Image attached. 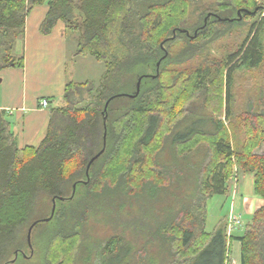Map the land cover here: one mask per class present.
Masks as SVG:
<instances>
[{"label":"trees","instance_id":"16d2710c","mask_svg":"<svg viewBox=\"0 0 264 264\" xmlns=\"http://www.w3.org/2000/svg\"><path fill=\"white\" fill-rule=\"evenodd\" d=\"M40 6L48 7L43 35L64 23L78 43L77 55L103 62L106 70L98 82L68 83L63 106L51 110L38 148L20 150L0 110V264L18 262L20 243L28 244L34 223L55 221L61 226L52 232L45 264H78L92 212L111 207L118 194L140 207L146 200L149 206L173 200L156 206L170 209L155 232L168 264H226L233 238L223 223L206 232L207 201L227 193L235 166L253 176L254 192L264 200V154L256 153L264 146V86L240 114L233 111L232 97L238 73L264 72V4L0 0V71L24 67L15 47L25 38L28 16ZM253 19L234 51L212 54L214 43ZM150 66L152 74H140ZM198 102L204 121H186ZM194 154L202 158L194 161ZM119 240L98 252L100 263L116 258ZM236 240L240 264H264V205Z\"/></svg>","mask_w":264,"mask_h":264},{"label":"rangeland","instance_id":"374dc122","mask_svg":"<svg viewBox=\"0 0 264 264\" xmlns=\"http://www.w3.org/2000/svg\"><path fill=\"white\" fill-rule=\"evenodd\" d=\"M256 1L260 6L264 4L263 0ZM36 14L37 13H35V15ZM262 16H264V13ZM257 19L247 20L248 23L246 25L234 27L232 35L213 44L212 54L215 57H221L234 51L244 40L245 36H247L251 23ZM68 37L71 39L74 37V34L68 32ZM18 47L19 49L21 48L19 57L22 58L25 63L26 54L24 50L26 47V36L18 43L17 48ZM80 63L82 67L83 65L84 67L76 71L77 74L73 78L71 73L73 69H78V64ZM68 68L71 76L70 81L84 83L87 80L98 82L101 75L106 70L103 62H98L91 56L77 55L76 46L73 43L69 45ZM153 71L152 66L141 68L140 74L149 75L152 74ZM147 80V83L151 82V79ZM263 86L264 72L260 71L254 75L238 73L236 75L235 86L232 90L234 113H242L244 108L249 105L250 101L256 100L260 89ZM124 99L127 100L128 98L125 97ZM202 113V106L200 102H198L189 108L191 119L188 118L186 121H191L194 118L204 121L205 117H203ZM205 113L208 114L207 112ZM209 114L211 115L212 113L209 112ZM256 153L264 154V146L257 150ZM201 155L202 154H194V161L200 160L202 158ZM234 170L238 171L237 173H234V175L237 174L238 176V184L234 186L233 179L236 178V176L233 175L229 180L227 193L223 196H214L207 201V221L205 226L207 233H213L218 227V224L222 223L221 221L228 216L233 197L236 198L235 200H238L239 209L236 214H239L240 211H242V197H246L249 195L248 193L253 192L254 187L250 175L242 174V171L238 169V166H235ZM237 188L240 194L237 193L234 195L233 193L237 192ZM126 201L127 202H125L124 198L118 194L114 198L113 203H108L111 207H104L103 209L99 208V210H94L92 212L90 222L86 225L82 233L83 241L78 251V264L100 263V261L97 260L98 252H100V250L102 251L106 243L113 238H115V240L120 238V246H118L119 252L116 258L109 259L106 257L109 261L102 258V261L104 262L100 264H168V257L166 258L167 251L165 250L166 247H163L159 243L160 239L155 232L159 221L166 219V211H170V209L161 212L160 208L156 206L167 204L172 205L173 200L163 198L156 200V202H153V205L150 206V201L146 200L142 201L145 203L144 205L141 204L142 207H140L137 201ZM123 204H125L124 207L122 206ZM71 208L74 209V207ZM40 217H42L41 220L46 219V213H43ZM246 221L248 220L245 217H242L241 222L243 225ZM60 226V221H55L52 224L45 222L37 225L32 231L31 241H28V244H26L25 239V241H21L20 246H22V253L16 264H45L47 246L49 245L51 235L53 234L52 232ZM246 227L236 232V234L243 235ZM232 231L230 233H232ZM227 236L230 239L228 230ZM231 243V250L227 255L226 264H240L241 244L237 241ZM143 248L146 249V252L144 253L142 252L143 250H141ZM138 250L139 253L136 256V251Z\"/></svg>","mask_w":264,"mask_h":264},{"label":"crops","instance_id":"0c3cea01","mask_svg":"<svg viewBox=\"0 0 264 264\" xmlns=\"http://www.w3.org/2000/svg\"><path fill=\"white\" fill-rule=\"evenodd\" d=\"M47 14L48 7H36L26 20L24 67H12L0 71V110L6 112L20 150L40 146L48 130L51 110L63 106V96L68 83H84L70 81L71 76L74 78L76 71L84 65L82 67L81 63L78 64V69H73L70 76L69 45L73 43L78 52V43L74 37L71 39L68 37L66 25L59 22L49 35L41 33L40 28ZM17 45L14 54L20 58L21 48H17ZM45 99L48 100L49 105L47 108H42L40 102ZM250 177L254 187V178L251 175ZM237 193H239L238 188L233 194ZM248 194L242 197V211L239 214H236L239 209L238 200L233 197L230 212L221 221L228 228L234 227L232 233L229 232L233 241L239 242L236 238L244 234L237 235L236 232L248 226L255 212L264 205V200L255 194L254 189ZM242 217L248 220L244 224L246 226L241 222ZM234 219L236 223L232 224Z\"/></svg>","mask_w":264,"mask_h":264},{"label":"water","instance_id":"95a60500","mask_svg":"<svg viewBox=\"0 0 264 264\" xmlns=\"http://www.w3.org/2000/svg\"><path fill=\"white\" fill-rule=\"evenodd\" d=\"M140 81H141V79L139 80V83H138V85H140ZM139 87V86H138ZM105 139H106V135H105ZM103 153V151L100 153V154H98L96 157H94L91 161H90V163H89V165H88V169H90V167H91V165L94 163V161L95 160H97L100 156H101V154ZM54 203H55V200H54ZM54 209H55V207H54ZM54 209H53V211H54ZM48 221V220H47ZM37 225V223H34L31 227H30V229H29V231H28V241L30 242L31 241V237H32V231H33V229H34V227ZM30 244V243H29Z\"/></svg>","mask_w":264,"mask_h":264},{"label":"built area","instance_id":"2783aa9c","mask_svg":"<svg viewBox=\"0 0 264 264\" xmlns=\"http://www.w3.org/2000/svg\"><path fill=\"white\" fill-rule=\"evenodd\" d=\"M48 105H49V102H48V100H42L41 102H40V106L42 107V108H47L48 107ZM238 171L237 170H235V173H237ZM234 176H236V178H234L233 180H234V186L236 185V184H238V182H239V179H238V176H237V174H235ZM232 224L233 223H236V221H235V219L231 222ZM235 225V224H234ZM231 227H233V226H230L229 228H228V231L229 232H231L232 231V229H234V227L233 228H231Z\"/></svg>","mask_w":264,"mask_h":264}]
</instances>
